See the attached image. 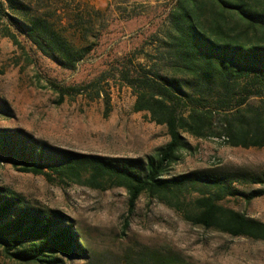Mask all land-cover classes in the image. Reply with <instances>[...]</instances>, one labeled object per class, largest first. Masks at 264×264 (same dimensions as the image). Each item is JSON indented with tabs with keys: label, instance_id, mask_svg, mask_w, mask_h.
<instances>
[{
	"label": "rangeland",
	"instance_id": "obj_1",
	"mask_svg": "<svg viewBox=\"0 0 264 264\" xmlns=\"http://www.w3.org/2000/svg\"><path fill=\"white\" fill-rule=\"evenodd\" d=\"M19 1L31 14L52 23L73 46L95 47L68 71L3 22L19 46L0 36V101L5 104L0 129L22 130L55 150L106 158H144L169 141L165 127L133 111L135 97L119 73L128 61L149 65L140 51L150 56V65L165 70L161 41L176 0ZM80 87L84 90L77 95L74 89ZM240 109L261 112L264 99L252 98ZM185 138L190 150L181 153L170 176L209 169L264 173L263 148ZM0 188L26 206L58 211L70 221L84 256L65 264H264L263 241L231 237L190 222L200 197L197 190L177 195L171 205L142 195L130 211L122 188L98 191L48 181L4 164ZM220 205L264 224V197L249 204L225 199ZM0 264L19 263L0 249Z\"/></svg>",
	"mask_w": 264,
	"mask_h": 264
},
{
	"label": "trees",
	"instance_id": "obj_2",
	"mask_svg": "<svg viewBox=\"0 0 264 264\" xmlns=\"http://www.w3.org/2000/svg\"><path fill=\"white\" fill-rule=\"evenodd\" d=\"M166 21L161 41L165 70L150 65V56L140 51L149 65L128 61L119 73L135 97L133 111L165 127L169 141L163 147L144 158H106L55 150L22 130L0 129V164L98 191L122 188L130 211L142 195L171 205L177 195L197 190L192 224L264 242L263 223L220 205L225 199L249 204L264 197V173L209 169L170 176L181 153L190 150L185 135L221 140L232 148L264 149V110L246 114L240 109L252 98L264 99V0H176ZM3 22L68 71L95 47L73 46L19 0H0V36L19 46ZM4 106L0 101V114ZM79 242L60 212L26 206L0 188V249L8 259L65 264L84 256Z\"/></svg>",
	"mask_w": 264,
	"mask_h": 264
}]
</instances>
